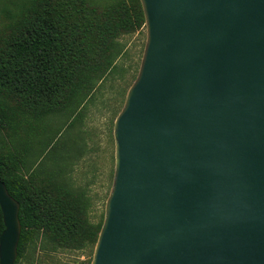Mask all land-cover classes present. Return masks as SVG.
Here are the masks:
<instances>
[{"label":"water","instance_id":"obj_1","mask_svg":"<svg viewBox=\"0 0 264 264\" xmlns=\"http://www.w3.org/2000/svg\"><path fill=\"white\" fill-rule=\"evenodd\" d=\"M140 1L90 264H264V0ZM0 206V264H16L20 203L1 179Z\"/></svg>","mask_w":264,"mask_h":264},{"label":"trees","instance_id":"obj_2","mask_svg":"<svg viewBox=\"0 0 264 264\" xmlns=\"http://www.w3.org/2000/svg\"><path fill=\"white\" fill-rule=\"evenodd\" d=\"M140 0H0V179L20 203L16 264L29 246L46 252L95 248L83 192L48 165L29 162L30 118L81 107L112 71L120 38L145 26ZM5 229L0 206V236Z\"/></svg>","mask_w":264,"mask_h":264},{"label":"rangeland","instance_id":"obj_3","mask_svg":"<svg viewBox=\"0 0 264 264\" xmlns=\"http://www.w3.org/2000/svg\"><path fill=\"white\" fill-rule=\"evenodd\" d=\"M147 39L146 27L120 38L124 52L96 90L82 104L49 114L33 115L21 144L29 162L49 163L70 186L88 200L93 223L104 219L115 170L114 124L135 80ZM94 248L46 252L32 243L21 264H90Z\"/></svg>","mask_w":264,"mask_h":264}]
</instances>
